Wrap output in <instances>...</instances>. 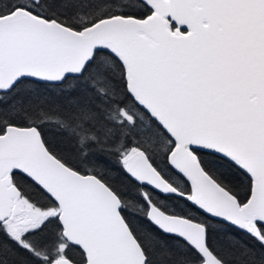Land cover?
<instances>
[{
	"label": "snow or ice",
	"instance_id": "1",
	"mask_svg": "<svg viewBox=\"0 0 264 264\" xmlns=\"http://www.w3.org/2000/svg\"><path fill=\"white\" fill-rule=\"evenodd\" d=\"M0 264H264V0H0Z\"/></svg>",
	"mask_w": 264,
	"mask_h": 264
}]
</instances>
